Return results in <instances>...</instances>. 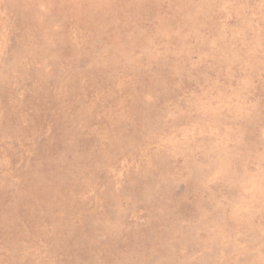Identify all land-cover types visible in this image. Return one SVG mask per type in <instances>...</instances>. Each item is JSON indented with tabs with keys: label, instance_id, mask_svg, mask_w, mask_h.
<instances>
[{
	"label": "rangeland",
	"instance_id": "rangeland-1",
	"mask_svg": "<svg viewBox=\"0 0 264 264\" xmlns=\"http://www.w3.org/2000/svg\"><path fill=\"white\" fill-rule=\"evenodd\" d=\"M0 264H264V0H0Z\"/></svg>",
	"mask_w": 264,
	"mask_h": 264
}]
</instances>
